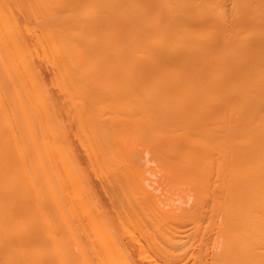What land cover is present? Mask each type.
Returning a JSON list of instances; mask_svg holds the SVG:
<instances>
[{
  "label": "bare ground",
  "instance_id": "1",
  "mask_svg": "<svg viewBox=\"0 0 264 264\" xmlns=\"http://www.w3.org/2000/svg\"><path fill=\"white\" fill-rule=\"evenodd\" d=\"M9 1L10 0H0V264L83 263L81 259L85 255L83 256L81 254H84L86 252H83V250L85 249L84 244H82V247H84L82 248V250L78 245L80 243L78 239L76 240L75 236L73 237V231V233H71L73 234L72 237L74 238V240H72L70 243L68 241L73 239H69L68 237V235H70L71 237V234L69 233L71 229L76 231L75 233L77 234V230L73 229V225H70V222H68V216H66V222L69 223L68 225L73 227H69L70 230H65V232L63 228H58V230L60 229L61 232L57 233L55 231L58 230L54 229V226H56V224L53 225L54 221L52 219L55 217L56 212L53 210V212L55 213H52V203L56 196H54V198L52 197V190L53 188H55L56 181L54 177L52 178V167L54 166H52V160L54 159V157H52L54 156V154H52V145H58L59 143L57 144V142H60L61 145H64L61 143V136L60 134L56 133V129L54 128V126L57 125L59 126V128L61 127V131H63L64 129L62 130V126H60L61 124L58 125L59 123H54L58 119H56L54 115L56 112L53 110V112H55L53 113L51 110L55 108L54 105V108L52 106L54 98L53 96H50L51 91L48 90H51V88L53 87V85L51 84L55 83L54 86L56 85V87L54 88L59 89L58 91L60 93L62 92L63 94H68L70 92L68 94L69 97H67L69 99L74 94V92H76L77 89L81 87V82L79 83V81H74V78L78 75L80 78L92 72V66L89 64L91 60L90 52L92 49L91 46L95 44H97V46L100 45L102 48L101 51L98 52L99 57L96 58L94 54L93 56L98 60L99 58L102 59L103 57L105 58V61H108L106 57L110 53V47L108 46L112 44L113 55L110 54L111 56L109 55V58L113 57L114 73L112 74L114 78H112V80H116L114 81L115 85L113 83L112 86V82L109 84L113 88H117V90H115V93L116 91H118L119 94L123 92L122 90V92H119V89H123L124 91L132 90L134 92L142 91L146 92L145 95H142V92L138 93H141L144 99L145 96L151 95L152 93H156V95L157 93L159 94L157 96H153L152 94L150 97H146V99H150L149 102L152 100L151 104L149 103L150 105H152L153 102L155 104L156 102L160 101L161 104L165 106H163V109L165 108L166 111L160 109V112H162L161 114L164 113V116H161V114L158 116V114L160 113L158 112V109L162 107H159V102L158 104H155V107L153 105L151 106L152 108L154 107L155 110L158 106V111H155L157 113V117L160 118L161 116L164 119L160 120L158 118L157 124L153 121L151 122V118H154L155 115L153 114L155 112L152 114L153 110L150 107L151 112L148 111V116L150 117V119L148 116H145L146 118H144L147 119V121L148 119L150 120L147 124H149L150 126V123H153L151 124V127H153L152 130H154L155 128L162 133L161 136V133L158 134L160 138L162 137L159 140L161 143L163 141V138L164 140H166L164 143H167L168 148L167 145L164 144V146L171 152H169L168 155H177L181 158L180 160L178 159L180 163L185 166L180 167L184 170H188L187 172L189 173H191L190 171L194 172L193 176L195 175L196 177H194L196 179L194 178L195 180H193L192 182L196 183V186L200 188L204 186L202 189H205V191L208 187L212 188H210V191L214 190V194L212 196L215 201L212 199L214 201L213 203H216V201H220L217 203H223V201L228 202L227 204L229 205L228 208L225 209L226 214H223L224 217L226 219L228 216L230 218L233 217L231 219L236 223H232L235 225L237 224V226H239V221L237 222L238 219H240V221L243 223L242 228L244 229L243 232L246 234V246H244L245 244L242 237L243 234H241L242 228L240 229L241 233L239 231V235V233H237L236 231L238 227L235 228L236 226L234 227V225H232L231 223V228L229 226L230 224L227 225V227L229 226L227 228V231L230 228V232L231 230L234 232V229H232V227H234L236 231L234 232L235 235L238 234L237 236H239H233L231 235L233 234L231 232V234H229L231 238L230 240L235 242L236 239L240 240L242 237V240H236L240 242V245L243 244L242 246L238 244L243 252L240 249L236 250H240L241 252L239 251V253L241 254L245 253L246 251V256H244L245 260H243L242 258L241 263L242 261H244V264L245 262L246 264H257V262H259L260 264H264V0H25L24 4H21V0H12L13 2H16V7H21V9L23 7L22 11L19 8V10L14 12L11 9L12 5H10ZM78 9L79 11H77ZM80 9H83V13H81ZM25 10H27L33 16L34 22H32V16L25 15L26 17H24V20L31 18V21L28 22V20H30L28 19L26 20V22L22 21L23 23L20 22V20L17 18L18 14L16 15L17 17H15L19 21H17V19L13 16L15 12L20 13V11L25 14ZM76 11L77 14H74V12L76 13ZM78 12L83 14L81 17L87 16L89 19L87 18L86 20L85 18H82L86 21L83 23L82 21H80V17L79 21L80 23H82V25H78L77 23V25L74 26L75 20L77 21L79 18L78 16H80ZM58 13H66V15L55 16ZM21 14L22 13H20V15ZM22 31L25 32L26 35H24L25 33H23ZM27 35L30 36L28 37L29 40L30 38L32 39L31 45L29 44L30 41L28 42L27 40ZM95 49H97V47H95ZM39 51L41 52L40 55H42L40 56V58L38 54ZM94 53L95 55L97 54L96 52ZM35 54V58L36 60L38 59V62L42 57L44 64L46 63L45 65H47V63H50V66L52 67L50 68L52 71V73L50 74V77H52V81L51 78H49L50 80L47 81H51V83H48L46 79H43L44 77H42L40 73L36 74V72H39L40 68L37 71L34 70L38 68L33 67L36 64V61L35 64L32 63ZM45 60L47 62H45ZM104 60L103 62H105ZM103 62V65H100V67L105 66V63ZM93 66L94 69H92L95 70V65ZM100 67H98V69H101V71L106 69L105 67H103L105 69H102ZM108 71H106L107 76L108 73L110 76L112 70H110L111 72ZM93 74L94 73H92L91 75ZM96 74V77L94 75L93 77L98 80ZM101 75L102 72L100 74V77ZM103 75L105 76V73ZM104 76L102 77V80H108L107 76L106 79L104 78ZM88 78L89 76L86 77V80ZM86 80L85 83L83 82L85 86L88 84L86 82H89L90 79L89 81ZM46 82L51 85V88ZM93 82L92 85L94 84V86H92V88L101 86L99 83L96 84V82L98 81H95L94 83ZM89 84H91V82ZM95 84L98 86H96ZM109 84L105 85L106 88L109 86ZM102 85L105 88L103 83ZM46 86L48 87V89ZM85 86L83 88L81 87L80 89L83 91H88L87 88H89L90 90L91 87H87L88 85L86 87ZM103 87L101 86L102 89ZM69 88L71 91H69ZM73 88H76V91L71 93ZM47 91L48 96L53 101L49 97H43V93L47 94ZM78 93L74 95L77 96ZM147 93L149 94L147 95ZM74 95L71 98H74ZM139 95H137L138 98ZM80 97L81 96H79L78 98ZM85 97L83 95V98L78 99V102L76 104L72 101L71 98L69 99V101L71 100V102H73L76 106H78V104H80L79 102L81 101V104L79 105V108H81L88 102V98L84 99ZM82 99L84 100L82 101ZM93 99H95V97ZM128 99L130 100V98ZM144 99L143 101L146 100ZM92 100L90 98L89 101H91V103L93 104V102H96L98 98L97 100L95 99L96 101L93 100L92 102ZM136 100L138 99L136 98ZM91 103L90 105H92ZM119 104H121V102ZM133 104L135 105V103ZM127 105L129 104L127 103L126 107ZM95 106L96 105H94V108ZM135 106H131L132 109H134ZM85 107L87 108V106ZM105 107L106 104H104V108ZM129 107L127 109H129ZM82 111L85 110L83 109ZM52 113L54 115L55 121H52L54 120L52 117ZM129 113L130 115L132 114L131 112ZM135 113L136 112H134V114ZM138 113L140 114V112ZM144 114L145 113H142L141 116L143 117ZM127 115L129 116V114ZM157 117L155 116L154 121ZM137 118H139V115ZM137 118L135 119L137 120ZM124 119H127V117H124ZM141 120V122H144L143 118ZM159 120L162 123L161 126L163 127L164 125V128L159 125ZM164 120L165 123L162 122ZM98 124L95 126H98ZM154 124H156V126H160L161 128L154 127ZM100 126L102 125H99L98 127ZM36 127H39V131ZM23 128H27L26 132ZM33 129L37 130L38 132L35 131L34 133ZM104 129L106 128L100 130L102 133L97 130L101 135H103L102 138H100L101 135L98 132L97 135L99 137L95 136L96 134L95 132L93 133L92 130L91 133H93L95 139H100L99 141L104 142V140L106 139V136L103 134ZM53 130L55 132H52ZM157 130L156 133H158ZM104 131L105 133L108 132L106 130ZM133 131L135 130H132V132ZM24 132L26 133V135ZM67 132H70V130ZM144 132L142 130V133ZM52 133H54L53 135L56 134L58 136L56 137L55 135L54 137ZM145 133L144 135L140 133V135L146 136ZM119 134H121L120 131ZM127 134L128 133H126L125 135L128 136ZM152 134L153 132H151V135ZM63 135L62 136L65 138V134ZM147 135L151 136L150 132ZM90 136L92 137V134ZM90 136H88V138ZM24 137L28 138V140L30 139L29 144ZM125 137L121 138L123 139ZM128 137L130 138V136ZM132 137L133 136H131V138ZM154 137L155 136L153 135L152 138L154 139ZM52 138H54L55 141ZM56 138H59L61 141ZM103 138L104 140H102ZM152 138L147 137L146 139H148V141H152ZM109 139L110 138L106 140L108 141ZM133 139L134 137L132 138V141H134ZM138 139L139 142L142 141L141 138ZM89 140H91V138ZM63 142L66 143L67 141L63 139ZM99 143L100 142H98V145ZM61 145L59 147V150L57 146L58 151H56L58 152V155H62V150H64V154L67 153L66 149H62ZM105 145L103 147L107 146ZM65 146H67V144H65L63 147ZM114 146L116 147L117 145H113V148ZM110 147H112V145ZM129 148L132 149L133 147L131 148L130 146ZM153 148L155 150V146H153ZM107 149L111 148H109L108 146ZM111 150L114 151V149ZM101 151L102 154H104L103 149ZM130 151L132 152L133 150ZM110 152L113 153L112 151ZM158 152H160V150H158ZM96 153L99 154L98 152ZM128 153L130 154V152ZM133 153L135 155V152ZM93 154L92 157H97V154H94V156ZM107 154L105 159L107 158ZM118 154L119 152L117 153V155ZM121 154L123 153L121 152ZM154 154H158L157 151ZM73 155L71 154L72 157ZM108 155V157L110 158V154ZM131 155L132 153L130 154V157L129 155L127 156L126 160H128L129 157L128 162L134 161V159L132 160ZM66 158H61L60 160L57 158V160L62 162L63 165ZM109 158H107V160H109ZM76 160L77 159H75V161ZM101 160L104 161L103 158H101ZM115 160H117V158ZM169 160H167L168 163H170ZM59 161L58 164L60 165L61 163H59ZM68 161L69 159L67 160V162ZM172 161L171 162L174 164L177 163L174 162V160ZM111 162H114V160ZM69 163L70 162H68V164ZM71 163L72 165H74L73 161ZM114 163H117V161ZM126 164L129 163H127L126 161ZM76 165L78 166L77 162ZM123 165H125V163ZM134 165L135 164H133L132 166ZM75 166L74 169L76 168ZM112 166H114V164H112ZM130 167L131 166H129L128 169H130ZM169 167L170 169H172L171 164ZM176 167L179 170V165H176ZM186 167H188L189 169H187ZM69 168L68 170L66 168L67 172H70L71 169L69 170ZM79 169L81 170V168ZM79 169L77 168L76 171L78 170L77 172H79ZM177 169H175V171ZM56 171L59 174L58 170ZM72 172H74V174H76L77 176V172L73 171V169L71 171V174ZM182 173L184 174L183 171ZM189 173L188 177L182 174V176H184L185 178H182L184 179L183 183L185 182V186H188V183H190L191 187L195 188L196 186H192L195 184H191L192 182H188V180L192 178V174ZM189 175H191V177H189ZM60 179L61 178H59L58 180L56 179L58 181L57 183L64 182V179ZM69 181L71 182V180ZM75 181H77V178H75ZM86 181L87 179H85V182ZM111 181L113 180L111 179ZM52 183L54 187L52 186ZM62 183L59 185L57 184L59 188L61 186H64L65 182L63 184ZM65 184L69 183L66 182ZM78 184H80V182ZM81 184L80 186L83 187L82 190H86V187L84 188V185H89L88 182L86 184L84 182H81ZM71 186L73 187L74 185L72 184ZM66 187L68 186L66 185ZM120 187H122V185ZM200 188H197L199 191V195L201 194ZM55 189H57V187ZM70 191L72 192V190ZM121 191L123 192V190ZM78 192L80 191L78 190ZM65 193L63 192V194ZM84 193L85 192H83V195L85 197L86 194H88V191L86 194ZM209 194L212 193L209 192ZM77 195L74 194V197ZM202 195H205L206 197V193ZM79 196H82L81 193ZM79 196H77L78 200H80ZM84 197H82V199H85ZM198 199L200 200V198ZM62 201L63 200L61 199V203L65 204V206L69 205L66 204L67 201L64 203ZM55 202L56 200L54 201V203ZM57 202L55 203L56 206H58ZM83 203L84 202L81 203V207ZM224 204L225 203H223V206ZM65 206L60 205L58 207L63 208ZM91 206H94V203ZM220 208L221 205L219 209ZM62 211L64 212V210ZM66 211L68 212V210ZM214 211L216 210L214 209ZM63 212L59 211L58 213H60L59 215H61V213ZM169 213L170 211L168 212V214ZM176 213L177 212H175V214ZM219 213L217 214V216L219 215ZM52 214H55L53 215L54 217H52ZM91 215L94 214L92 213ZM98 215L100 216L101 214ZM234 217L238 219L235 221L236 218ZM230 218L228 220H230ZM73 222L74 221L72 220V224H75ZM66 224L67 223H65V226ZM52 225L54 228L52 227ZM74 226L77 228L76 225ZM52 228L55 231H53ZM66 228L68 227L66 226ZM77 236L79 235H76V237ZM114 236L112 238H114ZM101 237L103 236L100 235V238ZM77 238H80L81 241L83 240L81 239L83 238V236H79ZM76 241H78L77 244L75 243ZM115 242L117 244V240ZM224 242L225 241L221 242L222 248L226 243H228V245H225L226 249H228V247H231L229 243L232 242H230L229 240L226 243ZM72 243L74 246L78 245L79 247H76L79 250L81 249L83 253L76 252V255H74L75 253L72 250L73 247L71 248L72 245H69ZM236 246H233L234 249L233 247L231 248L233 249V251L231 252L238 253L237 251H235ZM231 249H229V252ZM220 252L221 251H219V253ZM253 254L254 257L256 255V259H258L259 261L257 260L256 262L255 258L252 257ZM219 255L221 256V253ZM243 255L241 256L243 257ZM75 256L78 258H76ZM74 257L76 258V260L78 259L77 262ZM251 257L254 260L253 262L249 261L250 259H252ZM220 258L222 259V257ZM122 260H124V258ZM129 260L128 262H130ZM227 261H225L224 264H227ZM247 261H249V263H247ZM237 262L238 261L236 260V264Z\"/></svg>",
  "mask_w": 264,
  "mask_h": 264
},
{
  "label": "rangeland",
  "instance_id": "2",
  "mask_svg": "<svg viewBox=\"0 0 264 264\" xmlns=\"http://www.w3.org/2000/svg\"><path fill=\"white\" fill-rule=\"evenodd\" d=\"M70 1V0H69ZM24 2H25V0L24 1H22L21 0V4H24ZM9 3H10V5H12L11 6V9H12V11L14 12V11H17V10H19V8L21 9V7H16L15 6V4H16V2H13L12 0H10L9 1ZM25 9V8H24ZM23 10V7H22V9H21V11ZM20 11V13H22L21 15H20V13L18 12H15L14 14H13V16L15 17L17 14V18L20 20V22H26V20H28V19H30V20H28V22L29 21H31V18H33V16L27 11V10H25V14L23 13V12H21ZM77 11H79V9L77 10ZM77 11H76V13L74 12V14H77ZM80 11H81V13H83V9L81 10L80 9ZM79 13V15L80 16H78L79 18H78V20L76 21L75 20V25L74 26H76L77 25V23H78V25H82V23H80V21H82L83 23L84 22H86L85 20H83L82 18H85L86 20H87V16H85V17H81L83 14H81L80 12H78ZM67 14H68V12H67ZM28 15V16H32L31 18H28V19H25L24 20V17H26V16ZM61 16V15H66V13H64V14H61V13H58V14H56L55 16ZM15 17V18H16ZM80 17H81V20L79 21V19H80ZM16 18V19H17ZM92 18V17H91ZM17 19V21H19ZM23 19V20H22ZM76 19H77V17H76ZM89 19V18H88ZM79 21V22H78ZM19 22V23H20ZM22 22V23H23ZM32 22H34V18L32 19ZM22 23H20V24H22ZM23 25V24H22ZM23 32V31H22ZM23 33H25V32H23ZM24 35H26V33L24 34ZM28 37H30L29 35H27V38ZM28 40V42H29V44L31 45V41H32V39L30 38V40H29V38L27 39ZM92 47V49H91V52H90V58H91V60H90V65L92 66V68L94 67L93 65H95V68L97 69H95V70H93L92 68H91V70H92V72L90 73V74H88V75H86V76H83V77H80L79 78V75L77 76V77H75L74 78V81H79V83L81 84L80 86L83 88L84 86H85V80H86V77H88L89 76V78L86 80V81H89V79H90V81L89 82H86V83H88L86 86L87 87H91L92 88V86H94V84L92 85V82L94 81H98V82H96V84L97 83H99L102 87H103V85H102V83L104 84V86L105 85H108L109 83H111V85L113 86V83H114V81L116 80H112V78H114V76H113V74L112 73H114V67H113V57H111V58H109L111 55L110 54H112L113 55V50H112V44H110V46H108V47H110L109 49H107V50H109V55L106 57V59H108V61H105L104 59L105 58H103L102 57V59L101 58H99V60L98 59H96L97 57H99V53L98 52H100L101 51V46L100 45H98L97 46V44H95V45H93V46H91ZM95 47H97V49H95ZM98 47H100V48H98ZM107 47V48H108ZM95 50V51H94ZM94 52H96L97 54L95 55V53ZM34 54V53H33ZM39 58H40V56H42V55H40L41 54V52L39 51ZM93 54H94V56L96 57H94L93 56ZM34 56V55H33ZM36 54H35V56H34V59L32 60V63H34L35 64V61H36V64L33 66V67H35V68H37V69H34V70H38L39 68V72H36V74L38 73H40L41 75H42V77H44L43 79H46V81L47 80H50L49 78H51V81H52V77H50V74L52 73V71H51V69L50 68H52L51 66H50V63H47V65H45L44 64V62H43V59H42V57H41V59H39L40 61L38 62V59L36 60ZM38 58V57H37ZM93 58V59H92ZM95 58V59H94ZM112 61H111V60ZM94 60H96V61H94ZM103 60L105 61V62H103ZM41 61H42V63H41ZM99 61V62H98ZM45 62H47L46 60H45ZM96 63V64H94V63ZM102 62L103 63H105L104 65L105 66H101L100 67V65H103L102 64ZM39 63V64H38ZM93 65H92V64ZM98 64V65H97ZM89 65V66H90ZM106 65H108V66H106ZM49 66V67H48ZM96 66H98V67H100V68H102V69H105V70H103V71H101V69H98V67H96ZM45 67H46V69H45ZM103 67H105V68H103ZM109 67V68H108ZM49 69V70H48ZM110 71V70H112V72L110 73V76H109V73H108V76H107V72L106 71H108V70ZM51 71V72H50ZM94 71V72H93ZM108 71V72H109ZM101 72H102V75H101V77H100V74H101ZM92 73H94L93 75L95 76V74L97 75V79L98 80H96V76L95 77H93V75H91ZM105 73V76L103 75ZM80 74V73H79ZM41 75H40V78H41ZM90 75H91V77H90ZM112 75V76H111ZM104 76V78L106 79V76H107V79L108 80H102V77ZM93 77V78H92ZM101 79H100V78ZM79 78V79H78ZM82 78V79H81ZM91 78H92V80H91ZM84 79V80H83ZM100 80V81H99ZM110 80V81H109ZM51 81L50 82H48V83H51ZM108 83H107V82ZM46 82V83H47ZM84 82V83H83ZM91 82V84H89ZM93 82V83H94ZM45 83V84H46ZM47 83V84H48ZM83 83V84H82ZM106 83V84H105ZM46 84V85H47ZM54 84L55 83H52L51 85H53V87L51 88V85L50 84H48L49 86H50V88H51V90H48V91H51L50 92V96L52 97L53 96V98H54V102L56 103V105H55V103L54 102H52L53 104H52V106L54 105L55 106V108H54V106H53V108L54 109H51L52 110V112H53V110L56 112H53V113H55L54 115H55V117H56V119H58V120H56L55 121V118H54V115H53V113H52V117H53V119L54 120H52V121H55L54 123H59L58 125H60V126H62V130L64 131H61V127L59 128V126H54V128L56 129L55 131H56V133L57 134H60V136H61V140L59 139V138H56V139H58V140H60L61 141V143L62 144H67V146H65V147H63L64 145H61L60 144V142H57V144L59 143L60 145H61V147H62V149L64 148V149H66V154H64V150H62V155H58L57 153V151L60 149L59 147H60V145L58 144V145H52V154H54V156H52V157H54V159L52 160L53 162H52V166L54 167H52V171L54 172H52V178L54 177L55 178V183H56V185H55V188L57 187V189H60V190H57V189H55V188H53L54 187V185H53V183H52V188H53V190H52V194H53V198H54V196H56V198H54V200H53V203H54V201L56 200V202L57 201H59V202H57V204H58V206H65V204H62L61 203V199L63 200L62 202L64 203V202H66V204H69V205H67L68 206V208H67V206H65V207H58V206H56L55 205V203L53 204L52 203V213H55V214H52V217H54L53 215H55V219L53 218L52 220L54 221V224H53V221H52V224L53 225H55L56 224V226H54L53 227V225H52V227L55 229V230H58V228H63L64 229V231L66 230H70L69 229V227L71 228L72 226H70V225H73V229H76L77 230V234L75 233L76 231H74V230H70V234H71V237H70V235H68V237H69V239H71V238H73L74 236H75V239L77 240L78 239V241L80 242L78 245L81 247V249L82 248H84L85 247V249L83 250V252H85L84 254H81V255H85L84 257H82V259H81V256H80V259H81V261H83V263L82 264H84V262H85V264H224L225 263V261H227L228 259V263L229 264H236V260L238 261L237 262V264H240L241 263V260H242V258H243V260H245L244 259V256H246V251H245V249H244V251H245V253H239V251L241 250L242 252H243V250L240 248V246H242L243 244H241L240 245V242H238V241H240V240H242V237H243V242H244V246H246V234L243 232V228H242V226H243V223L240 221V219H238V218H236V217H238V216H236V217H234V218H236L235 219V221L237 220V222H238V225L239 226H237V224L235 225V224H233L232 222H234V221H232V219L231 218H233V217H227V219L224 217V215L226 214L225 213V209H227L228 208V205L229 204H227L228 202H224L223 200H221V201H223V203H225L224 204V206H223V203L221 202V203H217V202H220V201H216V203H213L215 200H214V198H213V194H214V190H211L210 191V188L208 187V186H206V187H208V188H206L207 190L205 191V189L203 190L202 188L204 187V186H202V188H200V187H198V186H196L197 184L196 183H194V182H192L193 180H195L196 178V176L194 177L193 176V174H194V172L193 171H190L191 173H189V172H187L188 170H184V169H182L180 166H182V167H185L182 163H180V157H178L177 155H175V154H169L168 155V153L170 152L169 150H167V148H168V145H167V143L165 144L164 142L166 141V140H164V138H163V141H162V143L160 142V140L159 139H161L159 136H158V134H160L161 132H159V130H157V129H155L154 128V130H152V128L153 127H151L152 125L151 124H153V123H150V126H149V124H147L148 123V121H150L149 119H150V117L148 116V113L149 112H151V109H150V107L153 105L154 107H155V104H158V102L160 103V105H159V107H161V108H159L158 109V106H157V109L159 110H155L154 109V107L152 108V110H153V112H152V114L156 111H158V112H160L161 110H164V111H166L165 110V108L163 109V104H161V102L160 101H158V102H156L155 104H154V102L152 103V105H150L151 104V101L149 102V100H147L146 99V97H150L152 94H153V96H157V95H159L158 93H157V95H156V93H152L151 95H148L149 93H147V95L148 96H145V99H144V97L142 96V95H145V93L146 92H142V91H138V92H142V95H141V93H138V92H136V94H135V92L134 91H130V90H125L126 91V93H125V91L123 90V89H119L120 91L119 92H122V93H118V91H116V93H115V90H117V88H113L110 84H109V86L106 88V86H105V88L103 87V89L101 88V86H98V85H96V86H98V87H94V88H90V90H89V88H87L88 89V91L87 90H81L80 88V90L79 89H77V91H76V88H73L72 89V92L71 93H73L74 91H76V92H74V94H76V93H78L79 94V96H81L80 98H83V95H84V97L85 96H87V97H85L84 99H87L88 98V105H87V103L86 104H84L85 106H87V108L85 107V106H82L81 108H79V105L81 104V101L79 102L80 104H78V106H76L75 104L78 102V99H80V98H78L79 96H78V94H77V96L76 95H74V98H71V97H73V95L70 97L71 99H72V101L75 103H73V102H71V100L69 101V99L67 98V97H69V93L67 94V93H60L58 90L59 89H57V88H54V87H56V85L54 86ZM47 85V86H48ZM83 85V86H82ZM114 85H115V83H114ZM46 86V87H47ZM48 86V87H49ZM85 86V87H86ZM48 87H47V89H48ZM75 89V90H74ZM85 89V88H84ZM102 89V90H101ZM102 92H101V91ZM114 90V91H113ZM122 90V91H121ZM48 91H47V94L46 93H43V97L44 96H46V98H48L49 96H48ZM69 91H71L70 90V88H69ZM110 91V92H109ZM55 92V93H54ZM105 92V93H104ZM113 92V93H112ZM134 92V93H133ZM138 93V94H137ZM151 93V92H150ZM66 94V95H65ZM114 94V95H113ZM141 96H140V95ZM155 94V95H154ZM68 95V96H67ZM71 95V94H70ZM98 95V96H97ZM112 95V96H111ZM137 95H139V98L140 97H142V98H138L137 97ZM59 96V97H58ZM61 96V97H60ZM76 96V97H75ZM108 96V97H107ZM124 97V98H122V97ZM95 97V99L97 100V98H98V100L96 101L95 99H93ZM100 97H101V99H100ZM110 97V98H109ZM112 97V98H111ZM127 97V98H126ZM50 98V97H49ZM90 98H91V100L93 99V100H95L96 102H93V100H92V102H93V104L91 103V101H89L90 100ZM108 98V99H107ZM114 98V99H113ZM128 98H130V100L128 99ZM136 98L138 99V100H136ZM51 99V98H50ZM84 99H82V101L84 100ZM123 99V100H122ZM125 99H127V100H125ZM143 99L145 100V101H143ZM49 100V99H48ZM52 100V99H51ZM110 100V101H109ZM121 100V101H120ZM142 100V101H141ZM53 101V100H52ZM85 101H84V103H85ZM117 101H118V103H117ZM128 101H130V102H128ZM134 101V102H133ZM121 102V104H119ZM125 102H127L129 105H130V107H129V105H127V107H126V104L127 103H125ZM48 103V102H47ZM90 103L92 104V105H90ZM96 103V104H95ZM123 103H125V104H123ZM133 103H135V105L133 104ZM150 103V104H149ZM73 104H74V106H73ZM104 104H106V107L104 108ZM109 104V105H108ZM71 105H72V108H71ZM94 105H96L95 106V108H94ZM103 105V106H102ZM108 105V106H107ZM119 105V106H118ZM122 105V106H121ZM131 106H135L134 107V109H132V107ZM123 107V108H122ZM129 107V109H127ZM165 107V106H164ZM58 108V109H57ZM104 108V109H103ZM146 108H148V109H146ZM79 109V110H78ZM81 109V110H80ZM85 110V111H82V110ZM96 109V110H95ZM126 109V110H125ZM131 109H132V111H131ZM161 109V110H160ZM50 110V111H51ZM142 110V111H141ZM127 111V112H126ZM140 112V114L138 113V112ZM146 111V112H145ZM149 111V112H148ZM163 111V112H164ZM129 112H131L132 114L130 115V113ZM134 112H136L135 114H134ZM145 113L144 115H143V117L141 116L142 115V113ZM154 113L153 115H155L156 117H157V113ZM123 113V114H122ZM138 113V114H137ZM162 112H160L159 114H158V116L161 114ZM127 114H129V116L127 115ZM147 114V115H146ZM164 114V113H163ZM163 114H161V116H164ZM41 115V114H40ZM84 115V116H83ZM135 115V116H134ZM138 115H139V118H137L138 117ZM80 116V117H79ZM88 118H87V117ZM97 116V117H96ZM104 116V117H103ZM110 116V117H109ZM114 118V120H113V118ZM121 116V117H120ZM148 116L149 117V119H148V121H147V119H144V118H146V117ZM155 116H154V118H155ZM160 116V118L159 117H157L156 118V120L154 121V118H153V120H152V118H151V122L153 121L154 123H156L157 124V122H158V118L161 120V119H164L163 117H161ZM119 117V118H118ZM124 117H127V119H124ZM128 117H129V119H128ZM134 117V118H133ZM72 118V119H71ZM77 118V119H76ZM135 118H137V120L135 119ZM143 118V121L144 122H146V123H144V122H141L142 119ZM92 119H93V121H92ZM117 119V120H116ZM120 119V120H119ZM90 120V121H89ZM113 120V121H112ZM146 120V121H145ZM160 120H159V122H160ZM58 121V122H57ZM88 122V124H87V122ZM121 121H124V122H121ZM67 122V123H66ZM76 122V123H75ZM130 122V123H129ZM162 122H164L165 123V120L164 121H162ZM80 123V124H79ZM85 123V124H84ZM95 123V124H94ZM98 123H101V124H98ZM142 123H143V126H142ZM163 123V124H164ZM67 124V125H66ZM91 124V125H90ZM98 124V126L99 125H102V126H100V127H98V126H95V125H97ZM156 124H154L155 126L154 127H160L161 126V122H160V126H156ZM52 125H53V122H52ZM55 125V124H54ZM64 125V126H63ZM81 125V126H80ZM92 125H94V126H92ZM112 127H111V126ZM114 125V126H113ZM133 127H132V126ZM148 125V126H147ZM25 126V125H24ZM34 126H36V125H34ZM77 126V127H76ZM84 126V127H83ZM92 126V127H91ZM109 126V127H108ZM123 126V127H122ZM139 128H138V127ZM144 126H145V129H144ZM53 127V126H52ZM143 127V128H142ZM162 127V126H161ZM160 127V128H161ZM37 128V130L39 129V127H36ZM36 128H34V129H36ZM53 128V129H54ZM80 128V129H79ZM103 128H106V129H104V130H106V131H108V132H106L105 133V131L103 130V134L106 136L105 138L106 139H108V138H110L108 141L105 139L104 140V138L102 139V140H104V142H101V141H99V140H97V139H95V136H97V137H99L97 134L99 133V131L100 130H102ZM122 128V129H121ZM125 128V129H124ZM136 128V129H135ZM162 128H164V125H163V127ZM24 129V128H23ZM33 129V130H34ZM110 130V132H109V130ZM137 129H139V130H137ZM147 129H149V130H147ZM26 130H27V128L26 129H24V131L26 132ZM37 130H34V133H35V131L36 132H38ZM70 130V132H67V131H69ZM84 130V131H83ZM91 130H92V132L94 133L95 132V136H93V133H91ZM97 130H99V131H97ZM127 130V131H126ZM132 130H135V131H133L132 132ZM142 130H143V132H144V130H145V132H147V133H145L146 134V136H141L140 135V133L141 134H143L144 135V133H142ZM156 130L158 131V133H156ZM161 130V129H160ZM54 130L52 131V132H55ZM79 131V132H78ZM113 131H115V132H113ZM119 131H120V133L122 134V133H124V134H119ZM137 131V132H136ZM162 131V130H161ZM24 132V133H25ZM59 132V133H58ZM75 132V133H74ZM98 132V133H97ZM101 132V131H100ZM134 132H135V134H134ZM149 132H150V135H151V132H153V134L151 135V136H149V135H147V134H149ZM163 132V131H162ZM39 133H41V132H39ZM88 133V134H87ZM102 133V132H101ZM108 133V134H107ZM126 133H128L127 135L128 136H130V138H131V136H133L134 137V141H132V138H131V140H130V138L128 137V136H126L125 134ZM29 134V133H28ZM27 134V135H28ZM38 134V133H37ZM54 133H52V135H53ZM63 134H65V138L63 137L64 135ZM92 134V137L90 136ZM100 134V133H99ZM116 134V135H115ZM25 135H26V133H25ZM39 135V134H38ZM56 135V134H55ZM55 135H53L54 137H55ZM63 135V136H62ZM82 135V136H81ZM84 135V136H83ZM101 135V134H100ZM118 135V136H117ZM121 137H125V138H121ZM155 136L154 137V139L152 138V136ZM162 135V133L160 134V136ZM58 135H56V137H57ZM88 136H90L89 138H88ZM102 136L103 135H101V137L100 138H102ZM25 137H27V136H25ZM24 137V138H25ZM35 137H36V134H35ZM38 137V136H37ZM63 137V138H62ZM78 137V138H77ZM87 139H86V138ZM96 137V138H97ZM147 137H149V138H152L151 140L152 141H148V139H146ZM159 137V138H158ZM30 138V137H29ZM84 138V139H83ZM91 138V140H89ZM112 138V139H111ZM138 138H141V140L142 141H140L139 142V139ZM26 139V141L28 142V144L30 143V139L28 140V138H25ZM53 140H54V138H52ZM63 139L65 140V141H67L66 143H64L63 142ZM136 139H138V140H136ZM57 140V141H58ZM55 141V140H54ZM54 141H53V143H54ZM80 141V142H79ZM92 142V144H91V142ZM94 141V142H93ZM107 141V142H106ZM137 141V142H136ZM156 143H154V142ZM98 142H100L99 143V145H100V147H99V145H98ZM112 142V143H111ZM114 142H116V143H114ZM131 142V143H130ZM133 142V143H132ZM52 143V144H53ZM70 143V144H69ZM87 143V144H86ZM102 143H103V145H102ZM105 143H106V145H105ZM110 143H111V145H112V147H110L111 145H110ZM127 145H126V144ZM129 143V144H128ZM140 143V144H139ZM56 144V143H55ZM85 146H84V145ZM94 144V145H93ZM95 144H96V146H95ZM117 145L116 147L114 146V148H113V145ZM130 144H132V145H130ZM136 144V145H135ZM144 144V145H143ZM164 144L165 145H167V148H165V146H164ZM90 145V146H89ZM92 145V146H91ZM106 146V147H103V146ZM118 145H119V147H118ZM55 146V147H54ZM57 146H58V150H57ZM86 146H88V147H86ZM108 146H109V148H111V149H114V151L113 150H111V149H107L108 148ZM120 146H121V148H120ZM131 146V148L132 149H130L129 147ZM153 146H155V150H154V148H153ZM85 147H86V149L88 150H86L85 149ZM99 147V148H98ZM54 148V149H53ZM90 148V149H89ZM106 150H105V149ZM129 148V149H128ZM145 148V149H144ZM70 151H69V150ZM93 149V150H92ZM103 149V153L105 154H107V152H108V154H110V158L108 157L109 155L107 154V158H109V160H107V158L105 159V157H106V154H105V157H104V154H102V150ZM121 149H124V150H121ZM150 149V150H149ZM53 150H54V152H53ZM57 150V151H56ZM86 150V151H85ZM108 150V151H107ZM130 150H133L132 152L130 151ZM158 150H160V152H158ZM100 151V152H99ZM106 151V152H105ZM110 151H112L113 153H111ZM123 153V154H125L126 155V157H125V155H123V154H121V152ZM145 151V152H144ZM156 151H157V153L158 154H154V153H156ZM56 152V153H55ZM89 152V153H88ZM96 152H98L99 154H97ZM119 152V154L117 155V153ZM128 152H130V154L132 153V155H131V157H132V160L134 159V161H132V162H128L129 161V157H130V154L128 153ZM133 152H135V155H134V153ZM88 153V154H87ZM91 153V154H90ZM97 156V157H95L94 156V154ZM141 153H142V155H141ZM171 153V152H170ZM71 154L73 155V157L71 156ZM77 154V155H76ZM92 154H93V156L94 157H92ZM111 154H116V155H111ZM129 155V157H128V160H126L127 159V156ZM71 157H70V156ZM102 157H101V156ZM122 155V156H121ZM139 155V156H138ZM159 155V156H158ZM56 156H57V158L60 160L61 158H66V156H67V158L69 159V161L68 162H70L69 164H68V162H67V158H66V160L64 161V163H63V165H62V162H60L59 160H57V158H56ZM69 156V157H68ZM87 156V157H86ZM161 156V157H160ZM78 157V158H77ZM91 157V158H90ZM111 157H113V158H111ZM117 158V160H115L116 158ZM134 157V158H133ZM136 157V158H135ZM154 157H156V158H154ZM101 158H103V160L104 161H102L101 160ZM115 158V159H114ZM122 158H124V159H122ZM172 158H175V159H172ZM73 159V160H72ZM75 159H77L76 161H75ZM170 159V160H169ZM179 159V160H178ZM63 160V159H62ZM73 161V164L74 165H72V161ZM114 160V162H116L117 161V163H114V162H111V161H113ZM136 160V161H135ZM167 160H169V162L170 163H168V161ZM172 160H174V162H177V163H175L176 165H179V167L181 168H179V170L177 169V167H176V165L174 164V163H172L173 161ZM176 160V161H175ZM58 161H59V163H61L60 165L58 164ZM125 161V162H124ZM126 161H127V163H129V164H126ZM131 161V160H130ZM172 161V162H171ZM179 161V162H178ZM56 162V163H55ZM65 162H66V164H65ZM75 162V163H74ZM76 162L78 163V166L76 165ZM96 162V163H95ZM103 162V163H102ZM108 163V164H107ZM125 163V165H123ZM131 163V164H130ZM169 165H168V164ZM59 166H58V165ZM112 164H114V166H112ZM133 164H135V165H137V166H132ZM139 164V165H138ZM170 164H171V168L172 169H170ZM181 164V165H180ZM62 165V166H61ZM67 165H69V166H67ZM76 165V166H75ZM93 167H92V166ZM104 165V166H103ZM115 165H116V167H115ZM121 165V166H120ZM131 166L130 167V169H128L129 168V166ZM56 166V167H55ZM58 166V167H57ZM65 166H66V168H67V170H68V168H69V170L71 169V167H72V169H73V171H75V172H77L76 171V169L78 168H81V170L79 169V172H77V176H76V174H74V172H72V174H71V171H72V169L70 170V172H67L66 171V168H65ZM74 166L76 167L75 169H74ZM107 166V167H106ZM124 166V167H123ZM175 166V167H174ZM59 167H60V170H61V172H60V170H59ZM114 167V168H113ZM123 167V168H122ZM132 167H134V168H132ZM137 167H139V168H137ZM174 167V168H173ZM57 168V169H56ZM63 168H65V169H63ZM94 168V169H93ZM187 169H189L188 167H186ZM113 169V170H112ZM116 169V170H115ZM126 169V170H125ZM135 169V170H134ZM175 169H177L176 171H175ZM56 170H58V172H59V174L57 173V171ZM66 172H65V171ZM134 170V171H133ZM80 171H81V173H80ZM83 171V172H82ZM115 171V172H114ZM137 171V172H136ZM178 171V172H177ZM181 171V172H180ZM182 171L184 172V174L182 173ZM187 173H186V172ZM56 172V173H55ZM67 173H70V174H67ZM78 173H80V174H78ZM187 175H186V174ZM188 173L189 174H192V178H190V179H192V180H188V178H187V180H188V182H192L191 184H195V185H192L193 187L194 186H196L195 188H192L191 187V185H190V183H188V182H186V183H188L189 185L188 186H190V187H188L187 185L185 186L184 184H185V182L183 183V181H184V176H187L188 177ZM83 174V175H82ZM107 174V175H106ZM117 174V175H116ZM181 174V175H180ZM182 174L184 175V176H182ZM57 175V176H56ZM61 175H62V177H61ZM64 175H65V177H64ZM73 175V176H72ZM75 175V176H74ZM113 175V176H112ZM122 175V176H121ZM126 175V176H125ZM128 175H129V178H128ZM132 175V176H131ZM60 176V177H59ZM84 176V177H83ZM111 176V177H110ZM58 177V178H57ZM79 177H81V178H79ZM114 177V178H113ZM121 177H123V178H121ZM133 177V178H132ZM139 177V178H138ZM189 177H191V175H189ZM59 178H61L65 183L66 182H68L69 184H65L64 182V186H61L60 188L58 187V185L59 184H61V183H57L58 181V179ZM75 178H77V181H75ZM118 178V179H117ZM137 178V179H136ZM182 178H184V179H182ZM195 178V179H194ZM57 179V180H56ZM60 179V180H61ZM68 181H67V180ZM85 179H87V181L85 182ZM109 179V180H108ZM111 179L113 180V181H111ZM123 179H124V181H123ZM129 179V180H128ZM53 180V179H52ZM69 180H71V182L69 181ZM75 181V183H74V181ZM187 180H185V181H187ZM73 181V182H72ZM53 182V181H52ZM80 182V184H81V182H84L85 184L88 182L89 183V185H84V188L86 187V190L88 191V194H89V196H88V194H86L87 193V191L86 190H82L83 189V187L82 186H80V184H78V183ZM115 182V183H114ZM131 182V183H130ZM62 183V184H63ZM181 183V184H180ZM58 184V185H57ZM74 185L73 187L71 186V185ZM83 184V183H82ZM81 184V185H82ZM140 186H139V185ZM151 186H150V185ZM184 186H183V185ZM66 185L68 186V187H66ZM122 185V187H120ZM144 186V187H143ZM155 186V187H154ZM66 187V188H65ZM78 187H79V189H78ZM81 187V188H80ZM127 187V188H126ZM74 190H73V189ZM121 188V189H120ZM197 188H200L201 189V191H200V195H199V191H198V189ZM67 189V190H66ZM81 189V190H80ZM136 189H137V191H136ZM140 189V190H139ZM212 189V188H211ZM70 190H72V192L70 191ZM78 190L80 191V192H78ZM121 190H123V192L121 191ZM128 190V191H127ZM153 190V191H152ZM61 191V192H60ZM67 191V192H66ZM134 191V192H133ZM139 191V192H138ZM54 192H55V194H54ZM57 192H59V193H57ZM63 192L65 193V194H63ZM83 192H85L84 194H86V196L84 197V195H83ZM209 192L210 193H212V194H209ZM80 193H81V195L82 196H79L80 195ZM194 193V194H193ZM206 193V197H205V195H202V194H205ZM61 194H63V195H61ZM74 194L75 195H77V194H79V195H77V196H79L80 198V200H78V198H77V196H75L74 197ZM94 194V195H93ZM141 194V195H140ZM59 195V196H58ZM203 196V198H202V196ZM210 195V196H209ZM64 197V198H62V197ZM87 196H88V198H87ZM90 196H91V198H90ZM136 196V197H135ZM201 196V197H200ZM212 196V197H211ZM60 197V198H59ZM74 197V198H73ZM82 197H84L85 199H82ZM143 197V198H142ZM146 197V198H145ZM153 197V198H152ZM52 198V199H53ZM57 198H59V199H57ZM76 198H77V200H76ZM135 198V199H134ZM198 198H200V200L198 199ZM205 198V199H204ZM68 199V200H67ZM75 199V200H74ZM92 199V200H91ZM96 199H97V201H96ZM137 199V200H136ZM197 199V200H196ZM204 199V200H203ZM214 201H213V200ZM152 200V201H151ZM80 201H81V203L82 202H84L83 204H82V207H81V203H80ZM145 203H144V202ZM147 201V202H146ZM191 201V202H190ZM73 202V203H72ZM80 203V205H79V203ZM88 202V203H87ZM87 203V204H86ZM94 203V206H91L92 204ZM200 203V204H199ZM203 203V204H202ZM60 204V205H59ZM70 204H71V206H70ZM73 204H74V207H73ZM100 204V205H99ZM202 204V205H201ZM206 204V205H205ZM208 204V205H207ZM213 206H212V205ZM54 205V206H53ZM84 205V206H83ZM97 205H99V206H97ZM102 205V206H101ZM153 205V206H152ZM220 205H221V208L219 209V207H220ZM97 206V207H96ZM152 206V207H151ZM203 206V207H202ZM223 206V207H222ZM225 206H226V208H225ZM230 206H231V204H230ZM58 207V208H57ZM79 207V208H78ZM88 207H89V209H88ZM95 207V208H94ZM99 207V208H98ZM154 207V208H153ZM195 207V208H194ZM198 207V208H197ZM199 207H200V209H199ZM68 210V212L65 210ZM70 208V209H69ZM75 208V209H74ZM94 208V209H93ZM102 208V209H101ZM197 208V209H196ZM203 208V209H202ZM224 208V209H223ZM72 209H74V210H72ZM95 209H96V212H95ZM99 209V210H98ZM164 209V210H163ZM174 209V210H173ZM210 209V210H209ZM214 209L216 210V211H214ZM223 211H222V210ZM53 210L55 211V212H53ZM62 210H64V212L62 211ZM78 210H80V211H78ZM93 210V211H92ZM103 210V211H102ZM149 210V211H148ZM157 210V211H156ZM167 210V211H166ZM198 210V211H197ZM59 211H61V212H63V213H61V215H59L60 213H58ZM99 211V212H98ZM153 211V212H152ZM156 211V212H155ZM161 211V212H160ZM165 211V212H164ZM170 211V213L168 214V212ZM200 211V212H199ZM214 211V212H213ZM227 211V210H226ZM72 212V213H71ZM75 212V213H74ZM116 212V213H115ZM162 212H164V213H162ZM175 212H177L176 214H175ZM186 212V213H185ZM207 212V213H206ZM220 212V213H219ZM85 213V214H84ZM90 213V214H89ZM94 214V215H91V214ZM97 213V214H96ZM156 213V214H155ZM172 213V214H171ZM182 213V214H181ZM199 213V214H198ZM205 213V214H204ZM219 213V215L220 214H224L223 216L222 215H218L217 216V214ZM68 214V215H67ZM98 214H101L100 216L98 215ZM154 214H155V216H154ZM191 214V215H190ZM203 214V215H202ZM216 214V215H215ZM72 215H74V216H72ZM121 215V216H120ZM158 215V216H157ZM168 215H169V217H168ZM172 215H174V216H172ZM178 215V216H177ZM184 215H187V216H184ZM66 216H68V222H70V225H68L69 223L68 222H66ZM118 216V217H117ZM160 216V217H159ZM161 216H163V217H161ZM231 216V215H230ZM74 217V218H73ZM100 217H101V219H100ZM171 217V218H170ZM209 217V218H208ZM216 217V218H215ZM224 217V218H223ZM97 218V219H96ZM103 218V219H102ZM151 218V219H150ZM167 218V219H166ZM170 218V219H169ZM174 220H173V219ZM230 218V220H228ZM59 221H58V220ZM64 219H65V221H64ZM70 219H72L74 222L73 223H75V224H72V220H70ZM80 219V220H79ZM162 219V220H161ZM163 219H165V220H163ZM179 219V220H178ZM198 219V220H197ZM200 219V220H199ZM207 219V220H206ZM212 219V220H211ZM223 219V220H222ZM56 220V221H55ZM102 220V221H101ZM172 220H173V222H172ZM175 220H176V222H175ZM178 220V221H177ZM203 220V221H202ZM220 220V221H219ZM83 221V222H82ZM92 221V222H91ZM104 221V222H103ZM202 221V222H201ZM206 221V222H205ZM226 221V222H225ZM57 222V223H56ZM89 222V223H88ZM164 222V223H163ZM223 222H225V223H223V225H222V223ZM65 223H67L66 224V226L68 227V228H66V226H65ZM100 223V224H99ZM196 223V224H195ZM232 225H234V227L235 228H237L238 227V229H236V231H237V233H239V231H240V229H241V231H242V233H241V231H240V233L241 234H243V236L241 237V239L239 240V239H236V240H238V241H236L235 240V242L234 241H232V240H230L231 238H230V235L229 234H231V232L233 233V234H231V235H235V233L234 232H236L235 231V228L234 227H232V229H234V232L231 230V232H230V228H231V224ZM234 223H236V222H234ZM102 224V225H101ZM106 224H108V225H106ZM170 224V225H169ZM173 224V225H172ZM200 224V225H199ZM224 224H226V225H224ZM230 224V225H229ZM74 225H76L77 226V228L74 226ZM87 225V226H86ZM196 225H198V226H196ZM227 225H229L230 226V228L228 229V231H227V228L229 227H227ZM101 226V227H100ZM107 226V227H106ZM121 226V227H120ZM65 227V228H64ZM99 227H100V229H99ZM103 227V228H102ZM114 227V228H113ZM195 227V228H194ZM222 227V228H221ZM240 227V228H239ZM52 228V230L53 231H55L54 229ZM94 228V229H93ZM102 228V229H101ZM202 228V229H201ZM86 229V230H85ZM111 229H113V230H111ZM198 229H199V232H198ZM218 229V230H217ZM224 229V230H223ZM110 232H109V231ZM129 230V231H128ZM63 231V232H64ZM65 231V232H66ZM74 233H73V232ZM208 231V232H207ZM230 232V233H227V232ZM55 232H61V230L59 229L58 231H55ZM62 232V233H63ZM74 234H72V233ZM90 232V233H89ZM104 232V233H103ZM89 233V234H88ZM100 233H102V234H100ZM114 233V234H113ZM123 233V234H122ZM198 233V234H197ZM224 233V234H223ZM240 233H239V235H240ZM80 234H82V235H80ZM94 236H93V235ZM114 236V238H112L113 236ZM118 234V235H117ZM245 234V235H244ZM72 235H73V237H72ZM76 235H79L80 237L81 236H83V238H81V239H83L82 241L80 240V238H77V237H79V236H77L76 237ZM100 235L101 236H103V237H101L100 238ZM110 235V236H109ZM130 235V236H129ZM141 235V236H140ZM238 235V234H237ZM237 235H235V236H237ZM90 236V237H89ZM179 236V237H178ZM197 236V237H196ZM199 236V237H198ZM223 236V237H222ZM85 237V238H84ZM93 237V238H92ZM214 239H213V238ZM237 237H239V236H237ZM236 237V238H237ZM245 237V238H244ZM223 240H222V239ZM225 238V239H224ZM233 238H235V237H233ZM90 239V240H89ZM117 240V244H118V246H117V244H116V240ZM72 240H74V238L73 239H71V240H68L69 241V243L72 241ZM87 240V241H86ZM132 240V241H131ZM141 240V241H140ZM229 240L230 242H232V243H229V245H231V247H228V249H226V247H225V245L227 244L228 245V243H226L227 241ZM78 241H76L75 243L77 244L78 243ZM97 241V242H96ZM102 241V242H101ZM134 241V242H133ZM138 241V242H137ZM223 241H225L224 243H226L225 245H223L224 247L222 248L221 246V242H223ZM82 242V243H81ZM84 242V243H83ZM173 242V243H172ZM205 242V243H204ZM242 242V241H241ZM74 243V242H73ZM73 243L72 244H69V245H72L71 246V248L73 247V251H74V255H76V252H82V250L80 249H78L76 246H78V245H73ZM74 243V244H75ZM113 243V244H112ZM179 243V244H178ZM81 244V245H80ZM82 244H84V247H82L83 245ZM99 244V245H98ZM202 244V245H201ZM213 244V245H212ZM233 244V245H232ZM240 246H239V245ZM95 245V246H94ZM107 245H109V246H107ZM113 245H114V247H113ZM237 245V246H236ZM78 246V247H79ZM107 246V247H106ZM120 246V247H119ZM233 246H236L235 247V251H237L236 249H240L239 251H237L238 253H235V252H231V251H233V249H234V247ZM238 246H239V248H238ZM109 247V248H108ZM201 247V248H200ZM218 247H219V249H218ZM233 247V249H231ZM105 248V249H104ZM121 248H122V250H121ZM246 248V247H245ZM75 249V250H74ZM78 251H77V250ZM88 249V250H87ZM110 249V250H109ZM200 249H203V250H200ZM225 249V250H224ZM229 249H231L230 250V252H229ZM118 250V251H117ZM195 250V251H194ZM209 250V251H208ZM72 251V252H73ZM95 251V252H94ZM125 252V254H124V252ZM215 251V252H214ZM216 251H218V252H216ZM219 251H221L220 253H221V256L219 255L220 253H219ZM240 251V252H241ZM82 252V253H83ZM110 252V253H109ZM164 252V253H163ZM78 253V254H79ZM114 253H116V254H114ZM179 253V254H178ZM213 253V254H212ZM215 253V254H214ZM89 255V258H88V255ZM107 254V255H106ZM110 254V255H109ZM119 256H118V255ZM122 254V255H121ZM175 254H176V256H175ZM203 254V255H202ZM219 255V257H218V255ZM244 254V255H243ZM80 255V254H79ZM79 255H77V256H79ZM106 255V256H105ZM124 255H126V256H124ZM223 255V256H222ZM225 255V256H224ZM235 255H237V256H235ZM241 255H243V257L241 256ZM112 256V257H111ZM123 256V257H122ZM199 256V257H198ZM233 256V257H232ZM76 257V256H75ZM74 257V258H75ZM107 257V258H106ZM127 257V258H126ZM202 257V258H201ZM220 257H222V259L220 258ZM226 257V258H225ZM252 257H254V254L252 255ZM251 257V258H252ZM73 258V259H74ZM76 258H78V257H76ZM76 258H75V260H76ZM124 258V260H122ZM232 258V259H231ZM255 260H256V262H257V260L258 259H256V255H255ZM88 259V260H87ZM130 259V260H129ZM198 259V260H197ZM240 259V260H239ZM78 260V259H77ZM77 260H76V262H77ZM128 260L130 261V262H128ZM176 260V261H175ZM252 260V261H251ZM92 263H91V262ZM109 261V262H108ZM234 261V262H233ZM250 262H253L254 260H253V258L252 259H250L249 260ZM249 261H247V263H249ZM259 261V260H258ZM79 262H80V260H79ZM126 262V263H125ZM223 262V263H222ZM231 262V263H230ZM227 263V264H228ZM79 264V263H78ZM81 264V263H80ZM241 264H244V261H242V263ZM245 264H246V262H245ZM253 264H256V263H253ZM257 264H260L259 262H257Z\"/></svg>",
  "mask_w": 264,
  "mask_h": 264
}]
</instances>
